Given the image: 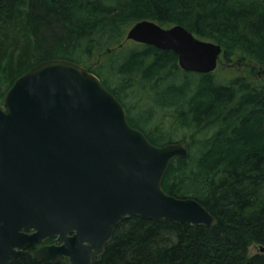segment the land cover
I'll return each instance as SVG.
<instances>
[{
  "label": "trees",
  "instance_id": "16d2710c",
  "mask_svg": "<svg viewBox=\"0 0 264 264\" xmlns=\"http://www.w3.org/2000/svg\"><path fill=\"white\" fill-rule=\"evenodd\" d=\"M141 20L183 25L221 44L229 62L264 66V0H0V81L3 73L11 87L54 58L84 65L120 44L118 55L91 71L125 107L121 84L144 96L142 114L127 109L128 117L153 144L188 140V158L171 161L162 186L201 202L217 224L133 215L93 264H264V252L249 251L264 246V79L184 71L172 50L126 44L127 29ZM10 264L67 261L31 253Z\"/></svg>",
  "mask_w": 264,
  "mask_h": 264
},
{
  "label": "water",
  "instance_id": "95a60500",
  "mask_svg": "<svg viewBox=\"0 0 264 264\" xmlns=\"http://www.w3.org/2000/svg\"><path fill=\"white\" fill-rule=\"evenodd\" d=\"M126 39L172 50L189 72L215 71L225 52L183 25L153 20L133 24ZM189 154L185 140L153 144L84 65L35 64L0 97V264L51 237L57 243L33 250L38 261L93 264L133 215L215 226L201 202L162 186L171 161Z\"/></svg>",
  "mask_w": 264,
  "mask_h": 264
},
{
  "label": "rangeland",
  "instance_id": "374dc122",
  "mask_svg": "<svg viewBox=\"0 0 264 264\" xmlns=\"http://www.w3.org/2000/svg\"><path fill=\"white\" fill-rule=\"evenodd\" d=\"M164 27H170L172 25L170 24H162ZM131 28V26L127 29L126 35L124 38V42L126 44L128 41L133 40H127V32ZM135 42V41H134ZM125 44V46H126ZM120 44L114 45L112 48L114 50L109 51L108 48H102L97 50L92 59L85 63L84 65L91 69L96 70L99 69L101 65H103L105 62L110 60L115 55H118L119 51L122 49V47L119 46ZM4 68V62H0V70H3ZM105 70V69H104ZM2 72V71H1ZM215 72L221 76H228V77H234L237 75H248L252 76L254 78H263L264 79V66L259 65L257 63L252 62H240L237 59H233L232 62H229L224 55L221 56V59L219 61V64L215 70ZM2 78L0 81V90L2 91V94H0V97L4 98L6 92L10 88L11 84V78L8 79L5 77V74L1 73ZM110 78V76H109ZM128 86L125 84H121L119 87H117V91L121 94L123 99L125 100L127 104V109L129 112H131L133 115H135L137 112V116H139L141 113V110L144 109V106L142 107L144 96H141L136 93V91H131ZM179 140V139H178ZM187 140V139H186ZM188 141V140H187ZM250 254H256L261 252L260 245L258 244H251L249 248Z\"/></svg>",
  "mask_w": 264,
  "mask_h": 264
},
{
  "label": "flooded vegetation",
  "instance_id": "af4514ba",
  "mask_svg": "<svg viewBox=\"0 0 264 264\" xmlns=\"http://www.w3.org/2000/svg\"><path fill=\"white\" fill-rule=\"evenodd\" d=\"M55 242H56V238L55 237H51V238L46 239L43 244H54ZM40 245H42V244L36 245L35 248L39 247ZM60 260H66L67 261V259L64 258V257H61L59 259V261ZM67 263H68V261H67Z\"/></svg>",
  "mask_w": 264,
  "mask_h": 264
},
{
  "label": "bare ground",
  "instance_id": "6f19581e",
  "mask_svg": "<svg viewBox=\"0 0 264 264\" xmlns=\"http://www.w3.org/2000/svg\"><path fill=\"white\" fill-rule=\"evenodd\" d=\"M176 141V140H175Z\"/></svg>",
  "mask_w": 264,
  "mask_h": 264
}]
</instances>
